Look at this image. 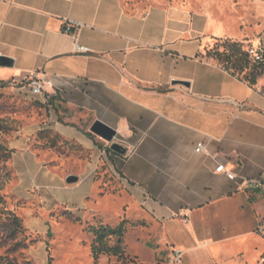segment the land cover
<instances>
[{"label":"crops","instance_id":"crops-1","mask_svg":"<svg viewBox=\"0 0 264 264\" xmlns=\"http://www.w3.org/2000/svg\"><path fill=\"white\" fill-rule=\"evenodd\" d=\"M66 21L82 27L66 34ZM185 36L160 26V11L132 13L123 0H0V56L14 61L0 81L41 71L52 82L46 95L115 129L132 148L130 157L115 155L116 170L143 223L188 226L187 244L165 241L185 264L204 252L230 253L221 264H264V189L242 182L264 177V95L199 58L208 43ZM76 39L88 52H77ZM70 128L53 126L83 144ZM220 165L237 180L217 173ZM153 167L160 188L150 194L137 185ZM199 226L209 232L199 236Z\"/></svg>","mask_w":264,"mask_h":264},{"label":"rangeland","instance_id":"rangeland-1","mask_svg":"<svg viewBox=\"0 0 264 264\" xmlns=\"http://www.w3.org/2000/svg\"><path fill=\"white\" fill-rule=\"evenodd\" d=\"M123 3L132 13L151 15L160 11V26L179 27L187 41L213 46L217 39H232L245 42L250 50L264 49V0H123ZM11 83L0 87V145L14 150L9 161H5L0 150V185L10 173L11 181L1 191L6 201L4 207L23 219L28 245L11 257L19 264H96L88 227L117 226L128 219L124 239L127 254L137 264H173V250L165 241L187 244L188 226L175 221L163 228L143 224L144 211L124 189L116 170L117 158L108 150L110 146L95 135H88L93 125L91 118L78 110L62 108L58 113L54 107H48L46 97H34L25 85ZM263 86L264 78L258 84L260 89ZM60 120L71 127L68 130L71 133L79 132L84 143L53 129ZM126 148L130 157L132 148ZM69 176L78 177L79 182L67 184ZM137 186L150 194L160 188L159 171L150 169ZM214 227V233L220 234L218 226ZM208 232L204 227L197 229L199 236ZM8 249L0 246V255L7 254ZM229 254L213 258L207 252L194 257L187 254L185 262L191 257L197 264H221ZM98 264H119V261L102 257Z\"/></svg>","mask_w":264,"mask_h":264},{"label":"trees","instance_id":"trees-1","mask_svg":"<svg viewBox=\"0 0 264 264\" xmlns=\"http://www.w3.org/2000/svg\"><path fill=\"white\" fill-rule=\"evenodd\" d=\"M262 50V57L257 61L255 57L250 55V48L245 42L232 39H217L213 46L208 44L198 54V57L215 62L241 82L248 84L252 88H257L259 81L264 78V49ZM7 85V82L0 81L1 88H5ZM260 92L264 95V86L260 89ZM45 97L48 107H54L58 113L61 112L62 108L70 110L64 107V101L58 95H46ZM60 123L64 122L60 120ZM88 135L93 136L92 133H88ZM0 150L3 151L5 161L12 159L13 149L0 145ZM108 150L113 153L110 149ZM10 181L11 175L9 173L0 185V206H3L0 208V246L9 248L7 254L0 255V264H19L17 259L12 258L11 255L28 248L23 219L14 211L7 210L4 207L6 201L1 191ZM70 217L77 222L80 221L79 218H74L72 214H70ZM129 224L130 221L125 219L117 226L99 224L88 227L87 231L93 237L91 254L96 264L102 257L117 258L119 264H137L136 259L131 258L127 254L124 243ZM133 226L135 227L134 224ZM48 235L51 236L52 233L49 231Z\"/></svg>","mask_w":264,"mask_h":264},{"label":"built area","instance_id":"built-area-1","mask_svg":"<svg viewBox=\"0 0 264 264\" xmlns=\"http://www.w3.org/2000/svg\"><path fill=\"white\" fill-rule=\"evenodd\" d=\"M82 24L76 23L73 21H66L64 23L63 31L66 34H73L74 30L77 28H81ZM76 48L77 52L79 53H86L88 50L78 44V40L76 39ZM263 50H250V55L256 58L257 61H259L262 57ZM14 83V82H13ZM11 83V84H13ZM21 84L25 85L32 96L38 97V96H46L47 88L49 86H52V82L47 80L41 71L31 72L29 73L24 81L21 82ZM203 146H200L197 149V152H200L203 150ZM217 173L224 174L230 181H236L237 175L229 170L226 169L224 165L218 166L216 169ZM243 186L247 190H261L264 189V177L257 180L252 179H242ZM171 261L173 264H185L183 261V255L180 251L173 250Z\"/></svg>","mask_w":264,"mask_h":264},{"label":"water","instance_id":"water-1","mask_svg":"<svg viewBox=\"0 0 264 264\" xmlns=\"http://www.w3.org/2000/svg\"><path fill=\"white\" fill-rule=\"evenodd\" d=\"M14 66V61L10 58L0 56V68H12ZM173 85H182L187 88L190 84L182 81H174ZM90 133L103 140L110 146V150L121 157H126L128 155V149L116 141L117 131L105 125L101 121H95L91 126ZM67 184H75L79 182V178L76 176H69L66 180Z\"/></svg>","mask_w":264,"mask_h":264}]
</instances>
